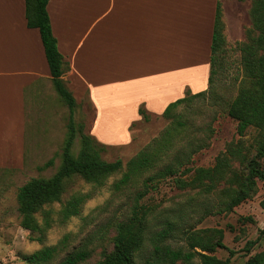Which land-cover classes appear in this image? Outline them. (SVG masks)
<instances>
[{
  "label": "rangeland",
  "instance_id": "obj_1",
  "mask_svg": "<svg viewBox=\"0 0 264 264\" xmlns=\"http://www.w3.org/2000/svg\"><path fill=\"white\" fill-rule=\"evenodd\" d=\"M88 1L97 4V0ZM250 3V0L226 2L222 11L224 42L217 58L212 89L184 100L166 116L152 115L141 107L144 112H139L141 118L133 126L127 142L102 144L98 141L102 145V159L119 158L121 168L99 183L85 181L80 176L68 179L60 201L44 205L36 214L40 223L45 215L49 217V226L41 233L20 225L16 192L29 178L50 177L60 166L69 111L50 81L34 88L37 94L26 99L24 130L16 133L13 141L0 144V264H35L24 260L23 255L45 246H56L57 250L50 261L40 264H59L66 255L80 249L88 250L89 256L78 264H95L111 251L116 224L127 220L132 209L140 206L150 213L142 247L134 256L135 264H143L151 257L157 232L167 228H170L167 236L155 244L183 253L201 251L200 247L191 245L199 240L206 247L213 246L207 253L220 259L230 257L233 264H243L250 256L264 250V234L260 233L264 228V210L260 206L264 196L263 181H258L257 192L251 198L229 212L220 210L244 174L243 162L233 161L231 172L208 192L199 188L179 189L170 176L158 178L147 187L144 185L148 176L169 164L175 167L181 164L179 171L187 166H212L216 156L231 141H239L248 155L255 153L259 132L249 127L239 136L237 122L228 114L230 102L242 88L252 87L254 81L244 71L240 51V44L256 35L249 15ZM99 11L100 8H90L89 12L95 18ZM97 22L92 34L93 44H100V20ZM185 47L194 48L192 39ZM93 117V105L84 97L75 108V122L91 134ZM79 149L78 133L72 153L76 155ZM141 151L152 155L154 164L136 171L127 184L116 187L127 170L126 162ZM49 159H53L52 164L45 166ZM260 162L264 167V160ZM232 174L235 179L231 178ZM144 190L145 194L138 198V192ZM73 194L84 195L79 212L64 219L60 210ZM250 241L255 243L251 245ZM218 242L224 247L218 246ZM174 264L201 263L195 255L190 261L179 259Z\"/></svg>",
  "mask_w": 264,
  "mask_h": 264
},
{
  "label": "crops",
  "instance_id": "obj_2",
  "mask_svg": "<svg viewBox=\"0 0 264 264\" xmlns=\"http://www.w3.org/2000/svg\"><path fill=\"white\" fill-rule=\"evenodd\" d=\"M238 1L49 0L51 30L69 64L62 78L77 103L91 101L93 137L125 143L140 107L162 114L187 92L206 89L217 2L224 12L226 2ZM90 8H100L95 18ZM98 20L100 44H93ZM190 39L193 49L185 47ZM50 77L39 30L26 25L24 0H0V144L24 130L26 99Z\"/></svg>",
  "mask_w": 264,
  "mask_h": 264
},
{
  "label": "trees",
  "instance_id": "obj_3",
  "mask_svg": "<svg viewBox=\"0 0 264 264\" xmlns=\"http://www.w3.org/2000/svg\"><path fill=\"white\" fill-rule=\"evenodd\" d=\"M48 1L24 0L26 25L39 30L51 75V84L59 98L67 106L69 115L67 136L61 151L62 160L56 172L50 177H31L19 186L16 192L20 225L31 232L39 233L42 232L44 227L49 226V217L45 215L43 222L40 223L36 214L42 210L44 205L60 201L68 179L73 176H80L85 181L99 183L108 175L119 170L122 165L119 158L112 161L102 159L100 155L101 143L91 134L84 132L82 124L75 122L74 112L78 103L62 78V75L69 69V64L57 48V39L52 33L46 9ZM250 2L249 15L253 28L256 30V35L247 37V40L240 44V51L244 71L254 81L252 87L242 88L230 102L228 114L236 120V132L239 136L244 135L249 127H253L259 132L255 153L248 155L245 146L239 141H231L226 145L225 150L216 156L212 166H187L179 171L178 167L181 164L176 165L177 167L169 164L148 176L144 181L146 187L158 178L170 176L179 189L199 188L208 192L231 172L232 162L239 160L244 164V174L238 180L237 187L232 195L223 208L220 209L229 212L257 192L258 181L264 182V167L260 162L261 159L264 160V0H250ZM223 29L222 8L221 4L217 2L210 46L208 86L196 93L187 92L184 97L170 102L165 107L162 115H168L173 107L184 100L201 96L212 89L217 58L222 51L224 42ZM139 112H144L141 107ZM78 133L80 135V149L74 155L72 146ZM154 161L152 155L144 151L130 158L126 162L127 170L116 182V187L127 184L132 174L134 175L136 171L152 166ZM52 162L53 159H49L45 166L51 165ZM234 177V174H232L231 178L235 179ZM145 190L138 192L137 197L141 198L145 194ZM83 198L84 195H71L60 210L62 217L67 219L78 214ZM260 206L264 210V196L260 200ZM148 212L144 206L136 207L132 209V214L127 220L118 222L111 251L95 264H135L134 256L142 247ZM169 230L170 228H167L157 232V237L154 238L153 253L143 264H161L160 261H162V264H174L179 259L190 261L195 255L199 257L201 264H233L230 257L220 259L207 253V251L213 250V246L206 247L199 240H195L191 245L200 247L201 251H188L185 253L171 249L167 245L155 244L162 241ZM260 233L264 234V228L261 229ZM254 243L255 241L249 242L251 245ZM217 245L224 247L220 242ZM56 250V246H45L31 254L23 255V259L29 263H45L54 257ZM232 253L230 251V254ZM88 256V250H76L66 255L59 264H78ZM263 261L264 250L250 256L243 264H261Z\"/></svg>",
  "mask_w": 264,
  "mask_h": 264
}]
</instances>
